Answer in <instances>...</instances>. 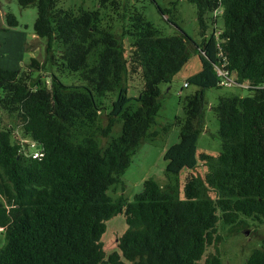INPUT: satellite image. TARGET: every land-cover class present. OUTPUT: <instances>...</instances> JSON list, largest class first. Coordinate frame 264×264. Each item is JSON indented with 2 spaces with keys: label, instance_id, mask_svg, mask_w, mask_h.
<instances>
[{
  "label": "trees",
  "instance_id": "obj_1",
  "mask_svg": "<svg viewBox=\"0 0 264 264\" xmlns=\"http://www.w3.org/2000/svg\"><path fill=\"white\" fill-rule=\"evenodd\" d=\"M15 1L36 8L33 31L46 39L47 64L56 72L78 74L81 84L65 85L53 73L45 85L29 72L0 67V123L4 114L22 130L16 138L9 128L0 129V264H222L218 221L235 224L239 216L264 221V0H184L195 6L199 44L184 33L163 35L141 12L112 1V13L125 22L120 37L129 38L127 57L116 34L102 25L100 11L63 10L60 0ZM108 1L100 0L102 6ZM216 10L221 14L214 16ZM6 25L5 31L17 27L15 16L7 14ZM216 29L229 71L249 94L219 97L213 111L222 151L215 157L199 154L207 171L203 177L186 175L181 199L177 177L197 166L204 92L220 88L214 71ZM189 44L201 70L187 79L186 86L197 90L185 96L184 119L176 123L178 142L163 154L167 183L148 179L131 201L122 195L112 199L107 192L121 186L123 194L121 178L136 148L153 134L160 85L187 64ZM29 68L39 71L41 64L31 59ZM132 75L142 81L134 111L126 87ZM114 91L118 96L100 134L107 138L121 117V135L104 150L93 136L70 141L77 122H93L104 110L99 100ZM22 141L39 146L43 156L33 158ZM122 213L127 228L118 252L106 256L101 241L106 221ZM210 246L215 252L202 260ZM245 264H264V245Z\"/></svg>",
  "mask_w": 264,
  "mask_h": 264
},
{
  "label": "rangeland",
  "instance_id": "obj_2",
  "mask_svg": "<svg viewBox=\"0 0 264 264\" xmlns=\"http://www.w3.org/2000/svg\"><path fill=\"white\" fill-rule=\"evenodd\" d=\"M112 1H117L121 5H127L129 10L136 9L141 12L145 19L150 22L163 35L186 34L193 43L199 44L201 41L199 27L196 22L195 6L184 0H109L101 5L100 0H60L58 7L63 10H72L74 13L79 8L88 11H100L102 25L109 27L111 32L116 34L118 40L125 47V56L129 54V38H121L123 20L112 13ZM123 7V6H121ZM159 9L166 12L162 16ZM130 12V11H129ZM15 16L18 26L7 29L6 15ZM37 17L36 8L31 5L21 7L15 0H0V67L11 70H22L31 73L33 78H39L40 82L48 85L50 75L56 74L65 85L81 84L78 74H69L65 70L57 71V68L49 66L45 60L46 39L38 38L33 31V25ZM212 14H208V24ZM217 26H222L221 18L217 19ZM212 31L209 24L207 35ZM190 43V44H193ZM188 45L189 60L181 71L174 76L168 84L160 85L161 108L155 118V123L150 127L149 133L152 136L145 138L136 148L131 163L126 169L121 180L124 183L122 194L121 186L111 188L107 193L112 199L122 195L127 201H131L133 196L142 190V183L145 180L153 179L161 186L167 181L165 179V162L163 154L168 147L178 142L180 128L176 125L177 121L184 119V98L193 94L197 88L187 83V79L201 70V64L193 45ZM31 59H35L41 64L39 71L29 68ZM95 60V53L91 55L90 61ZM127 97L133 99L128 104L129 109L136 110L139 104L135 99L139 97L142 90V81L139 76H128L126 81ZM249 94L247 88L237 85L231 87H220L205 90L204 97L206 102L204 112V130L199 134L197 141V166L194 171L182 170L177 177L180 186V198H183L182 187L186 175L191 172L194 175L203 177L207 171L198 159L199 154L204 153L209 156H217L222 151L221 141L218 137V120L213 109L221 96L227 97H246ZM118 91L106 94L99 101V108H104L96 112L93 122H77V129L70 134V141L83 143L86 137L93 136L101 149L121 135L122 118L118 117L107 138H103L100 129L106 124V115L111 110V104L116 100ZM9 128L16 138H22V130L16 120L10 119L1 114L0 129ZM15 139V138H14ZM13 141V138H12ZM29 144L27 148L26 145ZM24 150L31 151L33 145L22 141ZM0 202H3L0 197ZM217 235L220 242L217 246L222 264H245L247 258L255 249H261L264 245V221L256 218L239 216L235 224L226 225L222 221L217 223ZM124 214H119L106 221V231L102 235L103 250L108 256L113 252H118L117 243L119 237L126 230ZM248 232L247 234H245ZM4 243L3 231H0V247ZM214 247L207 248L202 260L209 253H214ZM201 260V261H202Z\"/></svg>",
  "mask_w": 264,
  "mask_h": 264
},
{
  "label": "built area",
  "instance_id": "obj_3",
  "mask_svg": "<svg viewBox=\"0 0 264 264\" xmlns=\"http://www.w3.org/2000/svg\"><path fill=\"white\" fill-rule=\"evenodd\" d=\"M221 10H216L214 12V16H218L221 14ZM221 31L219 29H216L214 31L215 39H216V57H217V64L214 66L215 74L218 78V85L220 87H231L234 85L244 87L247 86L243 84H239L236 82L235 75L229 71L228 69V60L226 55L224 54L223 48H222V41L219 40V35ZM186 86V84H185ZM33 149L31 150V154L33 158H40L43 156L41 149L39 146L33 144ZM1 230V229H0Z\"/></svg>",
  "mask_w": 264,
  "mask_h": 264
},
{
  "label": "water",
  "instance_id": "obj_4",
  "mask_svg": "<svg viewBox=\"0 0 264 264\" xmlns=\"http://www.w3.org/2000/svg\"><path fill=\"white\" fill-rule=\"evenodd\" d=\"M248 232H246L245 234H247Z\"/></svg>",
  "mask_w": 264,
  "mask_h": 264
}]
</instances>
